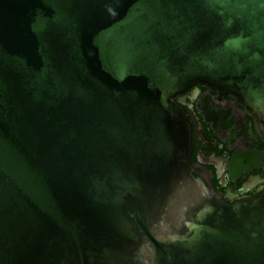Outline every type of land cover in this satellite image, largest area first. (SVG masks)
Listing matches in <instances>:
<instances>
[{
  "label": "water",
  "instance_id": "1",
  "mask_svg": "<svg viewBox=\"0 0 264 264\" xmlns=\"http://www.w3.org/2000/svg\"><path fill=\"white\" fill-rule=\"evenodd\" d=\"M195 86L264 134V0H0V264H264V194L191 171Z\"/></svg>",
  "mask_w": 264,
  "mask_h": 264
},
{
  "label": "flooded vegetation",
  "instance_id": "2",
  "mask_svg": "<svg viewBox=\"0 0 264 264\" xmlns=\"http://www.w3.org/2000/svg\"><path fill=\"white\" fill-rule=\"evenodd\" d=\"M193 126L191 171L211 194L234 205L264 194V134L235 98L195 86L178 96Z\"/></svg>",
  "mask_w": 264,
  "mask_h": 264
}]
</instances>
